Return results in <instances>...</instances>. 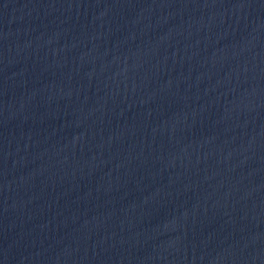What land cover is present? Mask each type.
<instances>
[{
	"label": "water",
	"instance_id": "1",
	"mask_svg": "<svg viewBox=\"0 0 264 264\" xmlns=\"http://www.w3.org/2000/svg\"><path fill=\"white\" fill-rule=\"evenodd\" d=\"M0 264H264V0H0Z\"/></svg>",
	"mask_w": 264,
	"mask_h": 264
}]
</instances>
